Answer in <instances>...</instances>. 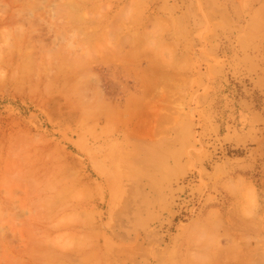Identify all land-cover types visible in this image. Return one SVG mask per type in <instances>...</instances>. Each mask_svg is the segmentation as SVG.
Wrapping results in <instances>:
<instances>
[{
  "label": "rangeland",
  "instance_id": "374dc122",
  "mask_svg": "<svg viewBox=\"0 0 264 264\" xmlns=\"http://www.w3.org/2000/svg\"><path fill=\"white\" fill-rule=\"evenodd\" d=\"M23 1L0 0V178L21 197L0 190V264H264V0Z\"/></svg>",
  "mask_w": 264,
  "mask_h": 264
},
{
  "label": "bare ground",
  "instance_id": "6f19581e",
  "mask_svg": "<svg viewBox=\"0 0 264 264\" xmlns=\"http://www.w3.org/2000/svg\"><path fill=\"white\" fill-rule=\"evenodd\" d=\"M28 1H29V0H27V2H26V1H23V2H25V3H22V6H23V4H26V3H27V7H28V5H30V3H31L32 1H34V0H31V1H29V2H28ZM38 1H39V0H36V1L34 2V4H31V5L29 6V7H30L29 9H30V10L32 9L34 12H33V11H30L29 9H28L27 11H30L31 13H32V12L35 13V10H34L33 8L38 4V3H36V2H38ZM135 1H136V0H135ZM28 3H29V4H28ZM32 3H33V2H32ZM137 3H138V1H137ZM33 5H35V6H33ZM132 5H133V4H132ZM132 5H131V6H132ZM32 6H33V8H32ZM23 7H24V6H23ZM25 7H26V6H25ZM36 8H37V10H38V6H36ZM23 9H24V8H23ZM25 10H26V8H25ZM37 10H36V13H35L36 15H37ZM21 11H23V10H20V11H19V14H20V15L18 14V17H19V16H22ZM121 11H122V10H121ZM22 13L24 14V12H22ZM25 13H26V12H25ZM31 13H29V14H31ZM26 14H27V13H26ZM11 15L14 16L13 13H12ZM16 15H17V14H16ZM12 16H11V17H12ZM25 16H26L25 19H26V18H27V19H29V18L31 19V18L33 17L32 15H31V17H30V15H29V17H28V15H25ZM14 17H17V16H14ZM12 18H13V17H12ZM33 18H34V17H33ZM33 18H32V19H33ZM36 18H37V16H35V19H34V20H36ZM3 19H5V18L2 17V20H3ZM9 20H12V19L9 18ZM0 21H1V19H0ZM12 21H13V20H12ZM12 21H11V22H12ZM36 21H37V20H36ZM2 22H5V21H2ZM31 22H32V21H31ZM31 22H30V23H31ZM34 22H35V21H34ZM34 22H33V23H34ZM0 23H1V22H0ZM34 25H35V24H34ZM20 26H21V25H20ZM32 26H33V24H32ZM157 26L159 27L160 25L157 24ZM157 26H155V27L157 28ZM34 27H35V26H34ZM32 28H33V27H31V29H32ZM156 28H155V31H159V30H156ZM157 29H159V28H157ZM31 31H32V30H31ZM7 32H8V31H6V33H7ZM4 33H5V32H4ZM17 34H19V33H17ZM153 34H156V33H153ZM5 35H7V34H5ZM7 36H9V34H8ZM7 36H6V37H7ZM149 36H150V35H149ZM153 36H154V35H153ZM146 37H147V36H146ZM13 38H14V37H13ZM152 38H153V37H152ZM7 39H9V38L7 37V38H6V41H7ZM16 39H17V38H16ZM148 39H149V38H148ZM159 39H160V38H159ZM13 40H14V39H13ZM13 40H12V41H13ZM141 40H142V39H141ZM154 40H155V38H154ZM156 41H158V42L160 41V43H162L161 40H155V41H153V42H156ZM140 42H141V41H140ZM44 44H45V43H44ZM156 44H158L159 47H160V46H164V45H162L163 43H162V44L156 43ZM156 44H155V49H156V47H157V49L160 51V49L158 48V46H156ZM46 46H47V45H46ZM46 46H45V48H46ZM48 48H49V47H48ZM50 48H51V47H50ZM160 48H161V47H160ZM162 48H163V47H162ZM157 49H156L155 51L158 52ZM53 50H54V49H53ZM53 50H52L51 55H50V52H51V51L47 50V51H49V52H46V50H45V53H49V55H50V56H49L48 54H45V56L48 55L47 58H49V59H51V56H52L53 58H54L55 56H57V53L54 52ZM24 53L26 54V52H24ZM53 53H55L56 55L53 54ZM155 53H156V52H155ZM157 54H159V52H158ZM160 54H161V52H160ZM162 54H163V53H162ZM53 55H54V56H53ZM40 56H41V55H40ZM12 58H13V56H11V58H9V59H10V62L13 61V60L11 61ZM45 58H46V57H45ZM55 58H56V57H55ZM9 59H8V60H9ZM49 59H47V60H49ZM8 60H7V61H8ZM19 60H20V58H19ZM54 60H55V59H54ZM27 61H29V60H27ZM8 62H9V61H8ZM21 62H22V61H21ZM25 62H26V61H25ZM25 62H24V63H25ZM30 62H31V61H30ZM26 63H28V62H26ZM26 63H25V64H26ZM53 63H54V61H53ZM53 63H51V61H50V66H51V67L53 66ZM18 64H19V63H18ZM21 64H22V63H21ZM30 64H32V63H30ZM34 64H35V63H34ZM47 64L49 65V63H47ZM26 65H27V64H26ZM174 65H175V64H174ZM20 66H21V65H20ZM20 66L17 65L18 70L21 69V68H19ZM23 66H25V65H23ZM23 66H22V67H23ZM32 66H33V64H32ZM32 66H30V67H32ZM25 67H26V66H25ZM53 67H54V66H53ZM53 67H52V68H53ZM18 70H16V71H18ZM52 73H53V72H52ZM52 73H51V71H50L49 74L47 73L48 75H47V74H46V75H47V76H51ZM50 74H51V75H50ZM20 76H21V75H20ZM22 77H23V76L20 77V78H21L20 81H21L22 79H24V77H23V78H22ZM54 77H56V76H53V79H54ZM0 78H1L0 81H2V75H0ZM7 78H8V77H7ZM11 78H13V77H11ZM3 79H5V80H3V82H4V81H7L6 77H5V78L3 77ZM13 79H14V78H13ZM53 79L50 78V79L48 80V82H49L51 85L53 84V81H54V82H55V81H58L57 78H56V80H55V79L53 80ZM10 80H11V79H10ZM14 80H15V79H14ZM17 80H18L17 84L19 83V86H20V87H24V86H21V85L23 84V82L21 81V85H20V81H19V79H16V81H17ZM12 81H13V80H12ZM23 81H24V80H23ZM50 81H52V82H50ZM7 82H8V81H7ZM14 82H15V81H14ZM4 83H5V82H4ZM10 83L13 84L11 81H10ZM6 84H7V83H6ZM50 84H49V85H50ZM56 84H57V82H56ZM56 84L54 83L53 85H56ZM14 85H15V84H14ZM19 86H18V87H19ZM45 86H46V85H45ZM56 86H58V84H57ZM15 87H17V86L15 85ZM47 87H48V86H47ZM49 87H51V86H49ZM44 88H45V87H44ZM53 88H55V87L53 86ZM20 89H22V88H20ZM49 90H50V89H49ZM61 90H62V88L60 89V91H61ZM65 90H67V89H65ZM53 91H55V90H53ZM57 91H59V90H57ZM68 91H69V90H68ZM64 92H66V91H64ZM69 95H71V92H69ZM71 97H72V96H71ZM149 136H150V135H149ZM152 136H153V135H152ZM150 137H151V136H150ZM151 138H152V137H151ZM0 152H1V151H0ZM34 154H35V153H34ZM49 154H50V153H49ZM47 157H48V155H47ZM50 157H52L51 154L49 155V158H47V160L50 159ZM34 158H35V157H34ZM0 159H1V158H0ZM35 159H36V158H35ZM23 160H25V159L21 158V161L17 162V163H19V164H17V165L15 166L16 168H14L15 172L18 170V171L21 173V175H20V173L17 171V172H16V177H17V174H19V176H20L21 178L24 177V174H22V171H23V170H21V169H23L22 166L24 167V166H28V165H27V162H26V161H23ZM31 160H32V159H31ZM31 160H30V163H31V164H35V163L37 162V161L33 162V161H31ZM23 163L26 164V165H24ZM31 164H29V166H30ZM18 165H19V166H18ZM21 165H22V166H21ZM35 165H36V164H35ZM13 166H14V165H13ZM17 167H20L21 169H20V168L17 169ZM32 167H33V166H31V167H27V168H26V170L28 169V170H27L28 172H29V170H31V171L29 172V173H31V174H32V171L35 170V169H37L38 166H36V168H34V169H32ZM34 167H35V166H34ZM30 168H31V169H30ZM33 172H34V171H33ZM25 173H26V172H25ZM31 174H30V175H31ZM33 174H34V173H33ZM6 175H7V174H6ZM19 176H18V179H17L16 177H15V178L13 177V182L16 181V182L18 183V180H19V183H20V182H21V181H20L21 178H20ZM32 176H33V175H32ZM27 177H28V176H27ZM27 177L25 176L24 178H27ZM19 178H20V179H19ZM24 178H22V180H23V184L20 183L21 186H22V185L25 186L24 181H27V182L29 183V185H31L32 183H35V178H34V176H33L34 179H33L32 177H30V176H29L30 179H25V180H24ZM31 178H32V179H31ZM0 179H3V180L5 181V183L7 182V183L5 184V186H3V187L5 188L6 185L8 184V180H5V179H7V176H6L5 179H4V176H2ZM30 180H33L34 182H32V181L30 182ZM1 182H3V181H1ZM0 184H1V183H0ZM3 184H4V182L0 185V187H1L0 190H1V189L4 190V191L6 190V191H5L6 194H7V196H5L6 198L8 197V193H9V196L11 195V197H12L13 195H16L15 192H14V194H13V191H12V193H11V192H9L10 190L8 191V189H6V188L3 189V187H2ZM29 185L26 184L25 188H28V190H29V188H33L31 191H34V190L36 191V189H37V188H36V186H37L36 184H35V185H36L35 187H33V186H34L33 184L31 185V187H28ZM7 186H8V185H7ZM21 186H19V187L21 188ZM22 187H23V186H22ZM14 188H18V187H14ZM14 188H10V189L12 190V189H14ZM18 189H19V188H18ZM16 190H17V189H16ZM19 190H20V189H19ZM19 190H17V192H19ZM37 190H38V189H37ZM14 191H15V190H14ZM5 192H4V193H5ZM1 193H3V192H1ZM0 195H1V194H0ZM17 195H18V193H17ZM13 197H14V199H15L16 197H17V198L20 197V195H18V196H13ZM0 198H1V197H0ZM3 198H4V197H3ZM3 198H2V199H3ZM8 198H9V197H8ZM17 198H16V199H17ZM2 199H0V200L2 201ZM18 199H19V198H18ZM20 200H21V197H20ZM1 201H0V202H1ZM4 202H5V201H4ZM18 202H19V200H18ZM1 203H3V202H1ZM228 212H229V211H228ZM230 212L232 213L231 216H233V212H234V211H233V212L230 211ZM229 214H230V213H229ZM218 215H219V214H218ZM235 215L237 216L236 213H235ZM238 215H239V214H238ZM236 216H235V218L238 219ZM223 217H224V216H223ZM227 217H228V216H227ZM229 217H230V216H229ZM217 218H219V217H216L215 219L212 218V219H213V221H214V224H217V225H218V223H221L222 221H221L220 219H217ZM220 218H221V217H220ZM232 218H233V217H232ZM232 218H231V219H232ZM235 218H234V219H235ZM242 218H243V217H242ZM210 219H211V218H210ZM221 219H222V218H221ZM229 219H230V218H229ZM236 219H235V220H236ZM215 220H216V221L219 220L220 222L218 221V223H217V222L215 223ZM231 221H232V220H230L229 222L231 223ZM224 222H225V221H224ZM232 222H235V225H236V222H237V221H234V220H233ZM243 222H244V219H243V221H242V220L240 221V225H241V223H242L241 226H243ZM206 223H208V220L206 221ZM212 223H213V222H212ZM222 223H223V222H222ZM238 223H239V222H237V224H238ZM197 224H199V225H198V227H197V225L195 224V225H196L195 228L200 229V228L202 227L201 230H203V231L207 230V229H205L206 227H205V223H204V222H202L201 225H200L199 222H198ZM209 224L211 225V223H209ZM209 224H206V226H208ZM214 224L211 225V227H213ZM202 225H203L204 227H203ZM210 225H209V227H210ZM222 225H223V224H222ZM224 225H225V224H224ZM227 225H228V224H227ZM227 225H226V226H227ZM246 225H247V224H246ZM246 225L243 226V227L245 228ZM252 225H253V224H252ZM255 225H256V224H254V226H255ZM200 226H201V227H200ZM226 226H225V227H226ZM230 226H231V225H229L228 227L231 229ZM232 226H233V225H232ZM209 227H207V228L209 229ZM214 227H216V229H218L217 226H214ZM228 227H226L227 229L225 228V230L228 231ZM235 227H236V226H234V228H235ZM243 227H241V228H242V230L245 232L246 230H244ZM247 227H250V226L247 225ZM232 228H233V227H232ZM241 228H240V229H241ZM204 229H205V230H204ZM210 229H211V228H210ZM216 229H214V230H216ZM245 229H247V228H245ZM249 229H251V228H249ZM249 229H247V230H249ZM252 229H253V226H252ZM201 230H200V231H201ZM212 230H213V229H212ZM200 231H198V233H200ZM203 231H202V232H203ZM216 231H217V230H216ZM227 231H226V232H227ZM237 231H239V230H237ZM249 231L251 232V230H249ZM253 231H254V230H253ZM253 231H252V232H253ZM205 232H206V231H205ZM205 232H204V233H205ZM207 232H208V231H207ZM207 232H206V233H207ZM212 232L214 233L215 231L208 232L210 235H207V236H208V237L211 236V233H212ZM228 232H230V231H228ZM228 232H227V233H228ZM235 232H236V231H235ZM235 232H234V233H235ZM246 232H247V231H246ZM204 233H202V235H203ZM221 233H222V232H221ZM230 233H231V232H230ZM232 233H233V231H232ZM232 233H231V234H228V238H229V235H232ZM234 233H233V234H234ZM248 233H249V232H248ZM196 234H197V232H196ZM196 234H195L196 237L194 236L195 239H197V237L199 236L198 234H197V235H196ZM240 234H241V233H240ZM242 234H243V233H242ZM244 234H245V233H244ZM244 234H243V235H244ZM222 235H223V234H222ZM222 235H221V236H222ZM226 235H227V234H226ZM235 235H236V234H235ZM235 235H234V236H235ZM245 235H247V234H245ZM237 236H238V235H237ZM239 236H240V235H239ZM199 237H202L201 234H200ZM208 237H207V238H208ZM231 237H232V236H231ZM233 238H235V237H233ZM200 239H201V238H199V241H200ZM205 240H206L205 242L207 243V245H208V242H209V247L205 245V244H206L205 242H204L205 244H204L203 242H202L201 244H202V245H205V246L209 249V252H211L212 250H214V249H213V248H214V246H213L214 242L212 241V237H210V240H211V241H209V238H208V239L205 238ZM207 240H208V241H207ZM228 240H229V239H228ZM195 241H196V240H195ZM231 241L234 242L233 240H231ZM197 242H198V239H197ZM210 242H213V243L210 244ZM229 242H230V241H229ZM227 243H228V242H227ZM201 244H200V245H201ZM228 244H229L228 246H230V245H231V247L234 246L232 243H231V244L228 243ZM243 244H244V243H243ZM243 244H242V245H243ZM200 245H198V247H202V245H201V246H200ZM210 245H211V249H212V250L210 249ZM242 245H241V247H243ZM244 245H245V244H244ZM188 246H189V245H188ZM205 246H204V247H205ZM228 246L226 247V248L228 249V251H227V249H226V250L222 249V250H223V251H227V253H228V252H229V247H228ZM236 246H237V245H236ZM206 247H205V248H206ZM212 247H213V248H212ZM239 247H240V245H239ZM205 248H204V249H205ZM207 248H206V250H205V251H206L205 253H207L208 255L212 256L213 254L211 255V253H213V252H211V253L209 254ZM222 248H223V247H222ZM202 249H203V247H202ZM231 249H232V248H230V251H231ZM237 249H238V247H237ZM197 250H199V251H198L199 253H197V254H198L197 257H201L202 254H201V256H199V254L201 253V252H200V249L198 248ZM233 250H234V247H233ZM19 251H20V250H19ZM24 251H25V250H24ZM202 251H203V250H202ZM218 251H219V250H218ZM223 251H222V252H223ZM236 251H237V250H236V248H235V251H233V252L236 253ZM20 252H21V251H20ZM220 252H221V251H220ZM237 252H238V251H237ZM243 252H244V251H243ZM205 253H203V256H204ZM227 253H226V254H227ZM235 253H232V251H231V252H230V255H229V253H228L227 256H229V257L231 258V255H232V254L235 255ZM207 254H205V255H207ZM245 254H246V255H245ZM245 254L243 253V255H245V257H246V256L249 257V254H248V253H245ZM214 255H216V254L214 253ZM234 255L232 256V259H236V260H237L239 257H238V256H234ZM203 256H202V257H203ZM233 257H234V258H233ZM235 257H237V258H235ZM226 259H227V258H226ZM248 259H249V258H248ZM248 259L246 258V261H245V259H242V260L245 261V262H244V261H242L241 258H240V262L242 261L244 264L247 262V263L249 264ZM228 260H229V259H228ZM236 260H234V261H236ZM238 260H239V259H238ZM238 260H237V261H238ZM232 261H233V260H232ZM240 262L238 261V263H240ZM242 262H241L240 264H243ZM226 263H227V262H226ZM230 263H231V261L229 262V264H230ZM233 263H234V262H232V264H233ZM235 263H236V262H235ZM238 263H237V264H238Z\"/></svg>",
  "mask_w": 264,
  "mask_h": 264
}]
</instances>
